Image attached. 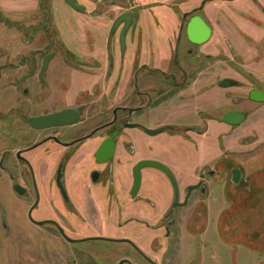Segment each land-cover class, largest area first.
<instances>
[{
    "label": "flooded vegetation",
    "instance_id": "obj_1",
    "mask_svg": "<svg viewBox=\"0 0 264 264\" xmlns=\"http://www.w3.org/2000/svg\"><path fill=\"white\" fill-rule=\"evenodd\" d=\"M158 2L0 0L1 264H28L32 231L40 264H173L148 250L222 227L225 167L251 187L222 151L264 106V0Z\"/></svg>",
    "mask_w": 264,
    "mask_h": 264
},
{
    "label": "crops",
    "instance_id": "obj_2",
    "mask_svg": "<svg viewBox=\"0 0 264 264\" xmlns=\"http://www.w3.org/2000/svg\"><path fill=\"white\" fill-rule=\"evenodd\" d=\"M148 1L150 0H144L145 3ZM259 113H261L260 117H258ZM261 118L263 119L261 120ZM259 121H264V106L254 116H251L245 123L235 129L231 137L225 138V148L222 151L224 158H233V163L240 166L244 179L249 177L251 187L249 185H242V187L237 185L240 183L231 182L232 184H229L226 177L230 171L225 167L222 171L224 182L218 195L220 201L219 211L223 212V217H225V212L231 202L234 205L232 218H230V230L228 229L229 221L225 224V219L221 218L224 227L223 233H230L232 242L237 244L238 249L249 252L255 249L259 255L264 256V138L260 136L264 133L261 131L262 128L254 132L250 130L257 128ZM226 128V125H224V132L227 131ZM249 134L254 136V141L248 144L243 143L242 140ZM229 197L231 202L228 201ZM209 208L212 210L211 207ZM218 214L221 213L218 212ZM225 218L227 219V216ZM225 228H227V231H225ZM222 241L227 242L224 239ZM243 244L251 246L252 249Z\"/></svg>",
    "mask_w": 264,
    "mask_h": 264
},
{
    "label": "rangeland",
    "instance_id": "obj_3",
    "mask_svg": "<svg viewBox=\"0 0 264 264\" xmlns=\"http://www.w3.org/2000/svg\"><path fill=\"white\" fill-rule=\"evenodd\" d=\"M167 3L168 0H159V2L157 3V5L154 7L157 10V16L163 18L162 16V5L161 3ZM166 7H165V12H166ZM160 13V14H158ZM156 14V13H155ZM62 17H66L64 16V12L62 13ZM261 116V113L258 114V117ZM263 118H261L262 120ZM262 128V132L264 133V121L260 122L258 124V127L255 128L254 130H258ZM139 138H143L144 136L141 134H138ZM261 137L264 138V135H260ZM162 137H160L157 140H161ZM143 141H145V139H143ZM156 141V140H155ZM208 179H210V177H208ZM215 182L217 181V179L214 177ZM162 184V191H165V188L167 190L168 188V184L165 183V181L161 182ZM160 184V185H161ZM216 183H214V185L212 187L215 186ZM159 186V185H158ZM157 186V188H158ZM6 187L3 185H0V194L1 197L4 198L8 203V206H14V203H11L12 201L15 200L14 195L10 193V191L7 189H5ZM215 189H218L217 192H215L212 197L216 200H218L219 197V191H220V187L219 184L216 185ZM197 197V195H196ZM216 197V198H215ZM214 199L212 200L209 199L206 202H212V205H215L216 202H214ZM193 200V197L191 199V201ZM228 201L231 202L230 197L228 198ZM192 206H194V203L191 202ZM233 204L231 202V205L229 206V208L227 209V211L225 212V217L227 216V219L225 217H223L222 219H225V224L229 221V227L228 229L230 230V218H232V210H233ZM216 221H217V217L215 215V212H213V221L210 222L209 225V229L206 235H204L201 240H197L196 242H192L191 239H188V242L181 247H177L176 249H171L169 251H166V240H161V244L158 246V248H154V249H149L148 252L151 255L154 256H158L156 251H159V257H169L172 259H176V263L173 262V264H189L190 260H192L193 258H195V253L196 250L202 249V254L204 255V259L202 262L197 263V264H264V256H261L258 254V251L255 249H252L249 251L247 250H243V249H238L236 245H234V247L232 246V244L229 242L224 243L220 237L218 232H224V227H221V221L220 224H218V226L216 225ZM218 230V232H217ZM225 231H227V228H225ZM189 234V233H188ZM183 236V233H182ZM189 237H192L191 234L187 235ZM27 237V236H26ZM190 240V241H189ZM24 240H22L23 242ZM29 242L28 245H25V250L26 252H29L28 255L30 256H25L27 257L29 260L27 261L28 264H40L38 258H40L39 256V252H41V247H40V234L36 233L34 231L31 232V239L28 240ZM208 241V243H206ZM206 243V245H205ZM30 244V245H29ZM167 252V253H166ZM166 253V254H165ZM217 257V258H216ZM22 258V256H21ZM15 261V259H13ZM16 262V261H15ZM15 262L9 261V263L11 264H15ZM2 262H0L1 264ZM171 264H172V260H171ZM193 264H195L193 262Z\"/></svg>",
    "mask_w": 264,
    "mask_h": 264
},
{
    "label": "water",
    "instance_id": "obj_4",
    "mask_svg": "<svg viewBox=\"0 0 264 264\" xmlns=\"http://www.w3.org/2000/svg\"><path fill=\"white\" fill-rule=\"evenodd\" d=\"M66 1L69 4L74 5V0H66ZM130 17H131V14L125 15L117 23V24H119L120 22L125 21V19H126L127 25L125 27V31L128 29V27L131 24V20L128 19ZM251 97L255 98L259 102H263L264 101V92L256 90L251 94ZM244 119H245L244 115L242 113H237V112H234V113L231 112L225 116V122H228L231 124L241 123ZM138 168H139V171H141V169H145V168H159V169H162L163 171H165L166 173H169L168 170H166L164 166H162L161 164H159L158 162H156L154 160H149V159H145V160L140 161V163L138 164ZM241 173L242 172L239 169L234 170V175L236 177L240 178ZM139 176H140V174H137V177H139Z\"/></svg>",
    "mask_w": 264,
    "mask_h": 264
},
{
    "label": "trees",
    "instance_id": "obj_5",
    "mask_svg": "<svg viewBox=\"0 0 264 264\" xmlns=\"http://www.w3.org/2000/svg\"><path fill=\"white\" fill-rule=\"evenodd\" d=\"M224 234H225V233H224ZM228 240H230V239H228ZM231 241H232V240H231ZM231 241H230V243H233V242H231Z\"/></svg>",
    "mask_w": 264,
    "mask_h": 264
}]
</instances>
